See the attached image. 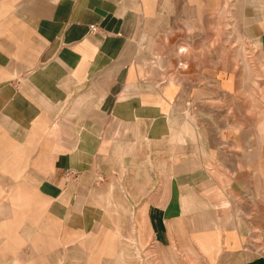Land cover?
<instances>
[{
  "label": "crops",
  "instance_id": "crops-1",
  "mask_svg": "<svg viewBox=\"0 0 264 264\" xmlns=\"http://www.w3.org/2000/svg\"><path fill=\"white\" fill-rule=\"evenodd\" d=\"M126 1L56 0L26 44H0V264H264L247 248L264 230L247 198L237 211L232 191L212 195L232 179L172 152L171 131L173 144L198 142L170 113L182 84L143 81L156 63L131 67ZM11 23L1 16L0 35Z\"/></svg>",
  "mask_w": 264,
  "mask_h": 264
},
{
  "label": "rangeland",
  "instance_id": "rangeland-1",
  "mask_svg": "<svg viewBox=\"0 0 264 264\" xmlns=\"http://www.w3.org/2000/svg\"><path fill=\"white\" fill-rule=\"evenodd\" d=\"M54 2L18 0L13 11L12 0H0V18L12 22L0 35L6 36L0 44L9 50L15 46L12 41L20 47L26 44L33 19ZM151 3L155 10L149 13L154 14L146 16L140 4L134 0L125 2L135 21L129 35L128 58L131 67H139L141 62L164 63L159 73L156 64L144 69L141 79L147 83L155 84L162 78L166 84H175L176 80L182 84V97L173 103L170 113L194 124L198 142L173 144L171 131L168 140L172 152L177 147L184 162L196 159L208 171L231 178L230 187L216 185L212 195L218 198L222 191H232L235 197L232 206L237 211L240 196L246 197L249 219L264 226V214H256L255 209L256 194L264 199V49H261L264 0H152ZM96 28L92 32L101 30ZM200 147L205 157L199 153ZM257 159H261L258 164ZM65 177L76 180L78 173L67 170ZM261 201L258 200V205L264 206V200ZM214 228L221 232L219 223ZM250 236L253 238L247 248L262 254L264 230L256 234L254 230ZM137 250L134 248L132 256H140Z\"/></svg>",
  "mask_w": 264,
  "mask_h": 264
},
{
  "label": "bare ground",
  "instance_id": "bare-ground-1",
  "mask_svg": "<svg viewBox=\"0 0 264 264\" xmlns=\"http://www.w3.org/2000/svg\"><path fill=\"white\" fill-rule=\"evenodd\" d=\"M248 73V72H247ZM155 109V108H154ZM192 126V127H191ZM192 128H194V126L192 125V124H189V125H187L186 126V132H187V136L188 137H190L192 140H194V141H196V136H197V134H196V132H195V129L193 130ZM192 137H194V138H192ZM185 138V137H184ZM186 139V138H185ZM201 150V149H200ZM200 154H202V151L201 152H199ZM218 236H219V233L217 234Z\"/></svg>",
  "mask_w": 264,
  "mask_h": 264
},
{
  "label": "built area",
  "instance_id": "built-area-1",
  "mask_svg": "<svg viewBox=\"0 0 264 264\" xmlns=\"http://www.w3.org/2000/svg\"><path fill=\"white\" fill-rule=\"evenodd\" d=\"M91 29L93 30V31H97V28H96V26L94 25V26H91ZM70 173V172H69ZM70 176V174H68V177Z\"/></svg>",
  "mask_w": 264,
  "mask_h": 264
}]
</instances>
